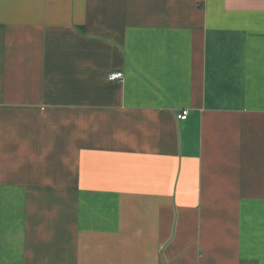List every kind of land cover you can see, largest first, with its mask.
I'll use <instances>...</instances> for the list:
<instances>
[{
  "label": "crops",
  "instance_id": "1",
  "mask_svg": "<svg viewBox=\"0 0 264 264\" xmlns=\"http://www.w3.org/2000/svg\"><path fill=\"white\" fill-rule=\"evenodd\" d=\"M0 264H264V0H0Z\"/></svg>",
  "mask_w": 264,
  "mask_h": 264
},
{
  "label": "built area",
  "instance_id": "2",
  "mask_svg": "<svg viewBox=\"0 0 264 264\" xmlns=\"http://www.w3.org/2000/svg\"><path fill=\"white\" fill-rule=\"evenodd\" d=\"M109 81H121L124 79L123 71L119 70H110L106 75ZM189 116V109H183L179 114V119H186Z\"/></svg>",
  "mask_w": 264,
  "mask_h": 264
}]
</instances>
